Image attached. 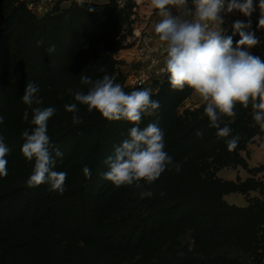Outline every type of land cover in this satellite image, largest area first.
<instances>
[{
  "label": "trees",
  "instance_id": "obj_1",
  "mask_svg": "<svg viewBox=\"0 0 264 264\" xmlns=\"http://www.w3.org/2000/svg\"><path fill=\"white\" fill-rule=\"evenodd\" d=\"M124 20L115 0H85L83 6L70 0L40 17L21 0L0 2V136L10 149L5 157L8 174L0 177V264H264V182L254 177L264 165L249 168L239 153L256 130L242 127L241 120L221 121V127L231 128V136L240 137L237 147L229 150L231 136L218 137L206 115L178 111L193 90L173 89L168 74L151 93L160 107L152 116L145 115L139 127L158 125L173 163L153 183L141 181L145 191L153 193L144 197V210H125L124 200L135 185L116 187L104 178L109 170L105 160L136 125L106 120L74 97L90 87L81 84V76L95 81L109 75L128 93L144 89L125 86V74L118 69L123 62L115 58L122 48L116 34ZM243 23H250L246 31L257 25L253 20ZM222 34L232 36L234 46L240 39L233 27ZM52 46L55 51L50 53ZM28 83L39 88L41 107L56 109L47 134L53 146L52 170L67 173L62 194L48 183L31 188L26 183L34 169V160L28 161L21 151L22 132L33 127L32 109L22 101ZM71 103H77L78 124L65 109ZM250 108L236 106L243 112ZM237 165L250 176L233 181L205 172L186 181L192 171ZM85 166L90 178L83 173ZM250 191L262 197L249 199L245 206L223 199L225 194ZM187 227L192 249H163L170 233Z\"/></svg>",
  "mask_w": 264,
  "mask_h": 264
},
{
  "label": "clouds",
  "instance_id": "obj_2",
  "mask_svg": "<svg viewBox=\"0 0 264 264\" xmlns=\"http://www.w3.org/2000/svg\"><path fill=\"white\" fill-rule=\"evenodd\" d=\"M76 2L83 6L85 0ZM192 4L194 10L187 7V0H151V6L161 17L154 31L167 45L165 70L171 87L175 90L188 87L201 98L209 126L217 130L218 137L231 136V128L221 127V119L235 117L237 104L243 108L250 105L254 121L264 129V61L248 51L260 41L253 32L246 31L250 23L234 22V33L240 37L235 46L233 37L223 35L221 28L222 14L237 11L250 17L255 11L254 0H192ZM173 7L183 8L184 14L173 15ZM258 7L261 12L259 26L264 28V0H259ZM88 11L94 9L89 7ZM48 51L54 52L55 46ZM81 84L90 87L86 93L77 92L74 99L89 112L95 110L106 120H125L136 125L130 129L129 138L115 147L114 153L105 160L109 170L104 178L116 187L135 185L138 189L142 187L141 181L147 184L156 181L173 161L164 151V132L158 125L150 123L143 129L139 127L145 115L152 116L160 107L159 102L151 98V90L125 92L109 75L95 81L81 76ZM38 93L39 88L28 83L22 96L23 103L33 113L31 132L28 129L22 132V154L28 161L34 160L33 172L26 183L30 188L48 183L52 191L62 194L67 173L52 170L54 160L50 149L53 146L47 134L48 121L56 109L41 107L43 99ZM65 109L73 113V123H80L76 115L77 103L66 104ZM28 118L25 112L24 120ZM3 122L0 117V124ZM196 135L201 136L202 132L197 131ZM239 140V135L231 136L227 140L229 150H234ZM9 151L0 136V177L8 174L5 157ZM56 155L62 153L57 150ZM83 173L90 178L88 166L83 168ZM140 195L151 197L153 193L142 191Z\"/></svg>",
  "mask_w": 264,
  "mask_h": 264
},
{
  "label": "rangeland",
  "instance_id": "obj_3",
  "mask_svg": "<svg viewBox=\"0 0 264 264\" xmlns=\"http://www.w3.org/2000/svg\"><path fill=\"white\" fill-rule=\"evenodd\" d=\"M4 0H0L2 2ZM107 1V0H102ZM119 7L122 9V15L125 17L124 22L121 24V28L118 30L116 34V39H118L121 42L122 48L117 51L115 54V58L123 61V58H128L129 56L127 52L131 54L135 39L139 33L150 31L155 32L154 28L156 23L159 22L161 17L158 15V11L155 10L151 6V0H115ZM178 8L173 7L171 9L173 15L175 14L176 10ZM254 56H259L262 61H264V52L260 53H254L252 54ZM122 57V59H121ZM118 67V66H117ZM120 70L121 67H118ZM126 69V68H125ZM204 103L202 102L201 98L192 92V94L184 100V102L180 105L178 108L179 112H183L184 110H189L196 112L198 115H206L204 113ZM236 110V108H235ZM240 112H236L235 117H222L221 121L226 122H235L238 120H241V126L242 127H251L256 130V134L252 136L249 143L246 146V149L244 151H240V155L246 159L248 157V147L251 143H253L256 140H264V129H261V127L254 121L253 115H252V108L247 109L246 111L236 110ZM241 115V117L239 116ZM240 117L241 119H238ZM212 167V166H210ZM213 168V167H212ZM241 168L239 165L235 167L231 166H222L220 168H216L215 171H192L191 174H188L189 176L186 178V181H190L191 178L197 180L198 177H203L205 172L208 174H214L215 177L222 179V180H236L237 177L242 180L243 176L245 175V171H242L241 169L238 171L237 169ZM210 169V168H209ZM174 169L170 168L169 171H172ZM237 170V171H236ZM247 172V171H246ZM239 173V174H238ZM248 173V172H247ZM249 174V173H248ZM256 178V177H255ZM259 178V177H258ZM141 188H137L134 192H132L127 198L124 200V206L127 213H139L144 210V197H141L140 193L142 191H145V185L143 183ZM147 184V183H146ZM262 196L258 193V191H250L248 194H241L238 192H233L229 194H225L223 196L224 201H226L228 204H233L237 206H245L247 205L249 199L251 198H261ZM169 241L167 244L163 247L164 250L173 248L178 249L179 246H185L188 249L193 248V239L191 236V229L185 228L182 230H179V232H172L168 236ZM170 243V246L168 244ZM264 260V257H263Z\"/></svg>",
  "mask_w": 264,
  "mask_h": 264
},
{
  "label": "built area",
  "instance_id": "obj_4",
  "mask_svg": "<svg viewBox=\"0 0 264 264\" xmlns=\"http://www.w3.org/2000/svg\"><path fill=\"white\" fill-rule=\"evenodd\" d=\"M21 2L30 13L40 17L45 14H53L66 7L70 0H21ZM258 4L259 0H254L255 11L250 17H246L237 11L230 14H222L224 23L221 28L223 31L233 27L234 22L237 20L241 22L253 20L257 23L255 28L247 30L253 32L260 41L257 46L248 49L250 54H258L261 52V48L264 47V28L259 26L261 12ZM187 7L193 9L192 0H187ZM183 14L184 9L178 8L174 15ZM166 48V43L160 41L158 34L155 32L145 31L139 33L135 39L129 59L124 58L123 60L128 66L127 69L124 71L120 69L125 74L124 85L150 89L151 93L156 92L167 74L165 70Z\"/></svg>",
  "mask_w": 264,
  "mask_h": 264
},
{
  "label": "crops",
  "instance_id": "obj_5",
  "mask_svg": "<svg viewBox=\"0 0 264 264\" xmlns=\"http://www.w3.org/2000/svg\"><path fill=\"white\" fill-rule=\"evenodd\" d=\"M260 51H261V53L264 52V47L261 48ZM127 54L131 55L130 52L129 53L127 52ZM121 59H122V57H121ZM122 60H124V58ZM120 67H121V70L124 71L127 69L128 66L125 64V62H123V64L120 65ZM248 152H249V154H248L249 156L246 157V162H247L249 168L264 165V140H262V141L256 140L253 143H251L248 147ZM240 169L242 171H245V175H242L243 176L242 180H244L245 178L250 176V174H248L246 172V170L243 168H238L237 170L239 171ZM254 177H256V178L259 177L264 182V170L262 172L257 173Z\"/></svg>",
  "mask_w": 264,
  "mask_h": 264
}]
</instances>
